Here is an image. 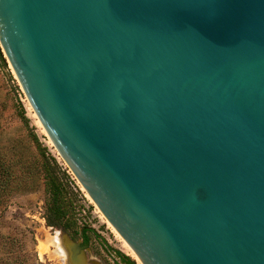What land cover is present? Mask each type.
Returning a JSON list of instances; mask_svg holds the SVG:
<instances>
[{"label":"water","instance_id":"95a60500","mask_svg":"<svg viewBox=\"0 0 264 264\" xmlns=\"http://www.w3.org/2000/svg\"><path fill=\"white\" fill-rule=\"evenodd\" d=\"M0 52L141 264H264V0H0Z\"/></svg>","mask_w":264,"mask_h":264},{"label":"rangeland","instance_id":"374dc122","mask_svg":"<svg viewBox=\"0 0 264 264\" xmlns=\"http://www.w3.org/2000/svg\"><path fill=\"white\" fill-rule=\"evenodd\" d=\"M64 184V230L46 222L45 177ZM49 237V238H48ZM51 238L60 241L67 253ZM72 248H78L76 260ZM66 255H65V254ZM68 256V261L65 258ZM81 257V259H79ZM80 261V262H79ZM0 264H141L92 209L0 60Z\"/></svg>","mask_w":264,"mask_h":264},{"label":"trees","instance_id":"16d2710c","mask_svg":"<svg viewBox=\"0 0 264 264\" xmlns=\"http://www.w3.org/2000/svg\"><path fill=\"white\" fill-rule=\"evenodd\" d=\"M0 60H3L0 52ZM46 179V192L48 194L45 199L47 207V215L45 217L46 222L50 226H61L64 230L68 229L74 221L72 219L63 218L67 215V209L64 203V184L55 174H50L45 177Z\"/></svg>","mask_w":264,"mask_h":264},{"label":"bare ground","instance_id":"6f19581e","mask_svg":"<svg viewBox=\"0 0 264 264\" xmlns=\"http://www.w3.org/2000/svg\"><path fill=\"white\" fill-rule=\"evenodd\" d=\"M49 238V237H48ZM51 242L54 244H57V245H59L60 247L61 246H63L62 244H61V242L60 241H56V239L55 238H51ZM61 249H64L65 251H66V253H67V248L66 247H61ZM65 254V253H64ZM66 255V254H65ZM71 257H72V254H71ZM65 258L67 259L68 258V256H65ZM73 259V258H72ZM79 259H81V257H79ZM74 260V259H73ZM67 261H68V259H67ZM80 262V261H79Z\"/></svg>","mask_w":264,"mask_h":264}]
</instances>
